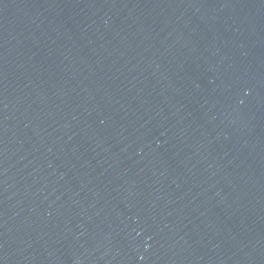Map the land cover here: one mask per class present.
Returning a JSON list of instances; mask_svg holds the SVG:
<instances>
[{"label":"water","instance_id":"95a60500","mask_svg":"<svg viewBox=\"0 0 264 264\" xmlns=\"http://www.w3.org/2000/svg\"><path fill=\"white\" fill-rule=\"evenodd\" d=\"M0 264H264V0H0Z\"/></svg>","mask_w":264,"mask_h":264}]
</instances>
